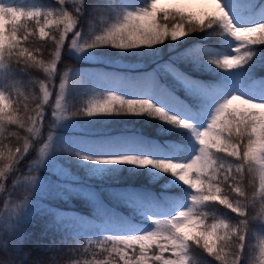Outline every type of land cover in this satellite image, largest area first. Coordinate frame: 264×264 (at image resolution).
<instances>
[{
  "label": "snow or ice",
  "instance_id": "snow-or-ice-1",
  "mask_svg": "<svg viewBox=\"0 0 264 264\" xmlns=\"http://www.w3.org/2000/svg\"><path fill=\"white\" fill-rule=\"evenodd\" d=\"M53 2L55 7H25L0 0V134L8 124L27 133L21 137L19 131H13L14 150H0V160L7 163L0 171V193L6 192L0 200V227L4 229L0 239L5 241L0 247V264H64L65 257L67 264H197L194 250L218 264H264V84H254L247 93L241 88L249 67L264 48V0H165L174 5L171 8L159 7L162 0L143 4L109 0L104 26L90 39H85L79 28L86 0ZM195 4L211 5L214 10L200 14L188 10ZM29 21L34 22L31 31ZM194 33H205V39L219 37L218 48L183 47L184 38ZM37 37L51 42L47 63L37 59L36 51L28 46ZM66 40H70L67 45ZM169 41V59L157 63L153 72L135 80L108 77L121 88L137 89L131 98L99 83L100 73L95 77L97 83L88 86L77 67L64 64L63 71L58 68L62 52L68 51L81 56L94 49H144L161 59L164 49L160 46ZM260 59L264 67V57ZM185 64L197 70L213 69L219 75L210 81L196 79L181 70ZM30 68L41 69L47 82L25 81ZM157 74L170 76L171 83H160ZM37 84L38 93L19 91ZM73 90H79L80 97L99 95L100 99L74 102ZM181 90L183 98L177 95ZM53 97L54 105L50 103ZM46 105L50 113H46ZM20 111L23 115L17 116ZM114 117L159 121L161 132L190 133L198 147L189 154L187 147L181 146L180 136L169 138L180 143L161 147L142 137L97 143L57 132L61 127H79L78 121ZM200 121H204L203 127ZM30 149L35 158L25 163ZM63 156L93 165L92 172L97 175L106 165L149 169L154 177H170L189 189L190 195L185 203L177 194L113 191L114 198L150 221L151 230L141 231L118 219L95 192L76 186L68 168L58 163ZM41 170L62 178L61 182L40 176ZM10 174L11 186L6 191ZM17 193L22 198L17 199ZM37 194L64 198L79 194L97 206L101 219L94 222L75 214L55 213L58 225H71L77 234L71 241L49 244L47 252L55 255H36L24 245L22 222ZM257 198L261 211L253 215ZM216 205L234 218L221 215ZM257 223L260 232L254 233ZM254 235L259 240L258 256L257 249L251 247Z\"/></svg>",
  "mask_w": 264,
  "mask_h": 264
},
{
  "label": "trees",
  "instance_id": "trees-1",
  "mask_svg": "<svg viewBox=\"0 0 264 264\" xmlns=\"http://www.w3.org/2000/svg\"><path fill=\"white\" fill-rule=\"evenodd\" d=\"M16 1V4L19 6H31L32 4H43L45 1L55 5L53 0H11ZM137 4H143L146 0H134ZM110 8L109 0H86V7L83 13V16L80 19L79 28L81 29L82 36L85 39H90L93 32L99 31L100 28L104 26L103 17L106 14V10ZM23 22V21H22ZM29 30H32L34 25L33 21H29ZM205 33H194L186 38V43L183 47H188L189 45L195 46H205L209 48L216 49L219 46V37H209L205 39ZM66 45L70 43V40H67ZM171 42H166L165 45H161L163 48V54L161 59L157 57L148 50H133L129 52H119L114 49H94L90 50L94 57L99 61L97 64L86 63L79 61L72 57L71 55L62 53L61 62L58 64L60 71H63V65L67 64L69 66L77 67L81 70L82 73L87 74L89 78L93 79L96 83V75L98 76V82L107 86L108 81L112 80L108 77H119L126 80H135L141 77L145 73L153 72L156 68L157 63L162 61H167L171 53H169L168 45ZM177 43H180L179 41ZM229 45L233 42L229 39L227 41ZM46 44V47H41ZM28 46L36 51L37 59H43L46 63L51 59L52 45L51 42L41 41L38 37L31 40ZM39 49V51H37ZM180 49H177L179 51ZM261 57H264V48L261 49L258 57L254 60L249 67L248 72L246 73V79L241 85V88L247 93L251 90L254 84H264V67L261 66ZM181 70H186L190 75H193L196 79L210 81L213 78H216L219 74L213 70H197L191 65L185 64L182 66ZM28 75L23 79L25 81L31 79L33 81L46 80V74L38 68L28 69ZM157 78L160 83H171V77L163 74H157ZM115 81V80H113ZM119 83L118 81H115ZM54 83L58 87V78L54 80ZM20 92L27 94V91L39 92V85H35L34 88L26 90L24 87L19 89ZM137 89L134 90V92ZM177 95H181L183 98L182 90L177 92ZM131 98V97H129ZM54 100V98H53ZM154 102V101H153ZM52 103V102H51ZM21 108L23 105L20 106ZM30 107H34V104H31ZM46 113H50L51 109L46 105ZM17 116H22L23 112H17ZM50 119V117H49ZM204 122L200 121L199 123ZM47 119L45 121V128L47 129ZM81 127L88 133H78L73 134L72 136H79L81 138L90 140L92 142H106L110 140L120 139V138H132V137H142L148 141H155L161 147L165 146L166 143H180V141H171L169 138L172 136H180L183 140L182 147H187L189 154H194L197 145L192 139L190 133L185 131H176L163 133L160 131L161 125L159 121L150 120L147 117H114V118H101L100 121H79ZM13 131H19L21 137L27 135L24 129H18V126L8 124L5 126L3 134H0V150L7 152V149L12 148L16 145L15 137L11 136ZM90 133V134H89ZM71 137V135L67 136ZM22 143V140L20 141ZM35 158V152L30 149L29 154L25 157V163L31 161ZM22 162V165L23 163ZM58 163L64 167L74 171V169L84 167L88 165L86 162H81L75 158H70L63 156L58 160ZM0 164H3V161L0 160ZM125 169L123 171L124 181L113 183V184H103L97 181L90 180H79L78 182H73L76 186L93 191L98 195L100 201H102L103 206H105L110 212L114 213L116 217L120 220L126 221L130 224L135 225L139 230L146 231L151 228L152 225L150 221L137 222L129 216L130 209L123 202L118 201L113 197V191L124 190L132 191L139 193H152L154 195H159L161 192H165L170 195H179L184 201L187 199V196L184 195L183 187H175L173 190L163 189L162 179L157 175L154 177L149 169H133L129 166H121ZM40 176L49 178L51 182H61L62 179L57 177L55 174H52L48 171L41 170L39 173ZM256 185L258 187L259 180L256 179ZM11 186V174L10 179L5 182L6 191ZM6 196V192L2 193L0 200H3ZM17 199L22 198L19 193H17ZM45 205V208L41 209L40 205ZM2 207V204H0ZM218 212L221 215H225L230 219L234 218V214L228 212V210L220 208L219 205H216ZM54 210L49 213L48 210ZM261 208L259 204V198H257V205L252 210V214L256 215L260 213ZM55 213H66L68 215H78L80 217H85L90 221H99L101 218L97 211V206L89 201L87 198L79 194H67V198L55 196L52 194L43 195V199L40 204L32 205L29 208L27 217L23 220L22 226L25 232L24 245L26 248L32 249L33 253L36 255L45 254L55 255L54 253L47 252V246L53 242L59 243L61 240L68 239L71 241L76 234L77 230L68 224L58 225L55 220ZM238 219V218H235ZM254 233H259V224L254 225ZM4 230L0 232V236H3ZM74 232V233H73ZM99 233H93V235H98ZM5 241L0 239V247H3ZM258 242L256 235L253 236L251 240V247L256 248V255L258 256ZM193 259L197 264H218L212 258L207 257L206 254L202 253L199 250H194L192 252ZM64 264H67V257L64 258Z\"/></svg>",
  "mask_w": 264,
  "mask_h": 264
},
{
  "label": "rangeland",
  "instance_id": "rangeland-1",
  "mask_svg": "<svg viewBox=\"0 0 264 264\" xmlns=\"http://www.w3.org/2000/svg\"><path fill=\"white\" fill-rule=\"evenodd\" d=\"M11 2L16 3V1H11ZM41 6H44V7H55L56 5H52V4H50V3L45 1L43 4H41ZM173 6L174 5L166 3L165 0H162V3L159 5V7H161V8H171ZM188 10L196 12L197 14H200V13H202L204 11H212V10H214V7L211 6V5H206V4H195V5L190 6L188 8ZM69 35H71V34H69ZM68 54L71 55L72 57H74L75 59H77L79 61H82V62H86V63L97 64V62L99 61L96 57H94V55L91 52H89V53H87L85 55H81V56H77L72 51H68ZM85 79L87 81V85L88 86H93L96 83V82H94V80L90 79L87 74H85ZM107 86L116 88L118 90L119 94L125 95L126 98L131 97L132 94L134 93V90H135V88H133L131 86H125V87L121 88L120 83H116L113 80H109ZM53 98L50 101V103L52 102V104L54 105ZM251 98L257 99V97H251ZM71 99L76 100L74 102L87 104L89 101H94V100L100 99V96L99 95H96V96L89 95V96L80 97L79 90H73V92L71 94ZM153 101L156 102V98L155 97L153 98ZM200 126L203 127L204 123H200ZM57 132L60 133L61 136H69V135L72 136L73 134H78V133H88L81 127L80 123H79V127L75 128V129H73L71 127H61L60 129H57ZM93 167H94L93 165L88 164V165H84V167H80V168L76 167L74 169V171H71L70 169H68V170L70 171L71 175L73 177H75V180L73 182H78L79 180L86 179V180H90V181H97V182H100V183H103V184H113V183L122 182V181H124L123 179H127L126 177H123V175H124L123 171L125 169L121 168V166H117V165L102 166V167H104L105 170H104V172L102 174H99V175L94 174L92 172V168ZM157 176L160 177V178H163L162 179L163 189H165V190H173L175 187H183V189H185L184 190V195H186L187 198L190 195V190L189 189H186L184 186H182V185L176 183L175 181L171 180L170 177L166 178V177H163V176H159L158 174H157ZM60 179H62V178H60ZM173 185H175V187ZM1 195H2V193H0V197H1ZM42 199H43V196L40 195V194H37L36 196H33L32 197L33 205L40 204ZM185 203H187V199L185 200ZM129 216L131 218H133L134 221H136V223L137 222L149 221L145 216H143L140 213H137L134 210H130ZM151 228H149L147 230H151ZM2 230H4V229L2 227H0V232ZM74 234H77V232L74 233ZM256 238H257V236H256ZM257 242L259 244V240L258 239H257Z\"/></svg>",
  "mask_w": 264,
  "mask_h": 264
},
{
  "label": "clouds",
  "instance_id": "clouds-1",
  "mask_svg": "<svg viewBox=\"0 0 264 264\" xmlns=\"http://www.w3.org/2000/svg\"><path fill=\"white\" fill-rule=\"evenodd\" d=\"M7 167V163L3 162V164H0V171L4 170Z\"/></svg>",
  "mask_w": 264,
  "mask_h": 264
}]
</instances>
